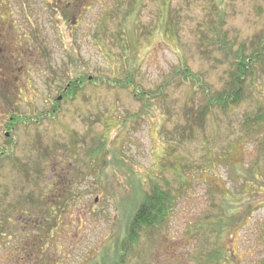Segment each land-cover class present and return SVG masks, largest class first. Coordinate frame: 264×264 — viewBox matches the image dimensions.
Instances as JSON below:
<instances>
[{
  "label": "rangeland",
  "instance_id": "1",
  "mask_svg": "<svg viewBox=\"0 0 264 264\" xmlns=\"http://www.w3.org/2000/svg\"><path fill=\"white\" fill-rule=\"evenodd\" d=\"M165 1L0 0V264H114L155 183L173 203L124 264H264V70L200 117L264 0Z\"/></svg>",
  "mask_w": 264,
  "mask_h": 264
},
{
  "label": "trees",
  "instance_id": "2",
  "mask_svg": "<svg viewBox=\"0 0 264 264\" xmlns=\"http://www.w3.org/2000/svg\"><path fill=\"white\" fill-rule=\"evenodd\" d=\"M162 4H166L165 0H162ZM132 10H130L129 16H132ZM126 17V21L127 18ZM165 27V22H164ZM255 44V45H253ZM253 51L250 55H246L243 53V51H238V55L236 56L234 60V68H233V75L231 77L230 87L229 91L225 90L222 93L216 95L213 99H210L208 96L207 98V107L204 108L200 114L201 116H204L206 112L210 111L211 107L214 106V104H218L219 108H225V107H232L236 105L239 100L242 98V95L244 93V85L246 82V79L253 76L255 67L257 65L260 66L262 70H264V40H259L258 42L252 43ZM180 75H182L184 78L188 79L189 81H198L199 79L191 74L186 68H179L177 70ZM80 79V78H79ZM78 78H75L74 80H69L67 84L62 88L63 91L69 93L72 92V95L75 93L77 89L80 88L78 85L80 83V80ZM207 94V91L205 92V95ZM155 95H151V98H154ZM147 100V99H146ZM263 116L261 114V111L255 114V117L251 118L248 117L245 119V124L248 125L249 123L253 122L257 125L261 123L263 120ZM197 120H194L193 123H195ZM191 124V123H189ZM193 125V124H191ZM6 152L2 151L0 149V159L5 157ZM17 165L18 171L20 173H23V170L20 166ZM152 188L148 193L143 194L142 199L140 203L138 204L137 210L132 215L130 221L126 225L125 230V237L123 238L120 246L122 248V252L119 254L118 257H116L117 260H115L114 264H124V251L125 248L128 245L136 243L138 240L140 234H147L153 230L154 227L160 226V224L163 222L164 218L167 215V212L171 208V205L173 203V195H171L168 191L163 190L160 188L156 183L151 186ZM42 201V199H41ZM23 213V212H22ZM32 219V216H31ZM34 223H37V220H32ZM34 227H38L35 225Z\"/></svg>",
  "mask_w": 264,
  "mask_h": 264
},
{
  "label": "flooded vegetation",
  "instance_id": "3",
  "mask_svg": "<svg viewBox=\"0 0 264 264\" xmlns=\"http://www.w3.org/2000/svg\"><path fill=\"white\" fill-rule=\"evenodd\" d=\"M61 97V96H60Z\"/></svg>",
  "mask_w": 264,
  "mask_h": 264
}]
</instances>
